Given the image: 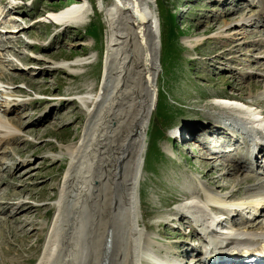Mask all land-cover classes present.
Returning a JSON list of instances; mask_svg holds the SVG:
<instances>
[{
    "label": "rangeland",
    "instance_id": "1",
    "mask_svg": "<svg viewBox=\"0 0 264 264\" xmlns=\"http://www.w3.org/2000/svg\"><path fill=\"white\" fill-rule=\"evenodd\" d=\"M233 1H151L150 7L160 32L161 49L157 81L156 85H152L153 88L156 86V91L145 136L143 166L137 173L139 177L137 175L133 193L137 203L136 213L135 206L133 208V221L137 222L135 229L140 235L137 264H149L146 260L154 259L156 255L167 262L176 258L179 263L177 252L183 247H178V244L183 236L187 240L190 236L188 229L177 230L176 220L170 222V218L177 217V209H183V204L191 202L189 198L192 194V201L207 207L205 210L210 213H213L209 211L210 204L248 209L245 203L243 206V199L246 203L250 202V193H246L250 185H254L255 191L252 192H261L264 197V185H261L264 183V171L261 172V169L256 173L250 172L242 164L241 175L223 177L226 169L215 167V162L210 161L207 154L195 156L196 152L194 155L187 152L184 145L171 141L167 136L171 127L184 129L187 125L195 124V127L201 122L200 118L189 121V115L198 117L202 113L214 116L227 113L235 117V112H238L247 117L244 104L239 100L241 97L254 100V111H260L259 115L264 112L261 102L264 99V82L258 83L264 79V25L261 22L264 19V0H249L257 5L245 8V0H239L238 5H232ZM243 1L246 3L243 4ZM12 2L23 5L16 10L25 23L24 29L19 30L24 42L19 38L15 44L7 42L1 46L0 79L10 86L9 91L17 86L14 91L24 95L11 100L15 105H12L6 120L2 110L8 101L3 96L9 94L0 93L2 122L10 126L9 119L22 121L19 130L10 134L14 137L6 136L7 145L2 144L5 135L0 133V177H5L7 183L0 181V233H3V238L0 237V264H36L52 234L58 216L55 211L60 201L57 200L61 198L59 192L62 193L64 188L68 168L73 162L75 166L82 162L84 169L81 171L86 172L82 175L89 176L85 180L89 183L95 173L98 159L95 146L101 140L105 127L103 106L99 108L98 97L104 89L102 74L109 65L107 56L112 54V26L106 9L112 0H6L7 4L0 0V7L13 6ZM78 5L87 13L84 23L62 27L60 35L55 36L58 28L52 27L54 20L51 14ZM226 6L230 7L228 12L225 11ZM141 31L140 28L131 34L126 30L123 37L127 68L121 82L128 84L129 94L135 93V97L140 94L144 78L141 63L147 58V43L141 39ZM12 34L17 40V35ZM4 37L2 33L1 38ZM52 37L55 44L48 45ZM43 47L41 51L39 48ZM37 58L41 59L40 63ZM223 93L234 96L230 100L236 98L239 101L231 100V103H236L227 106L235 112L224 111L214 104L230 105L227 103L229 98L212 97ZM50 96L54 100H45ZM134 108L133 104L130 105L128 116L135 113ZM127 122L120 121L114 132L115 139L120 138V134L127 135L122 129ZM9 126L5 127L8 132L12 128ZM117 143L118 140L114 144ZM236 162L238 160H226L228 164ZM7 166L13 167L12 171H6ZM203 183L209 186L205 193L202 188L207 186L200 185ZM219 185L228 189L223 192ZM103 187L105 194L99 197L100 210L104 211H101V220L106 215L109 200H112L110 182ZM9 191L20 192L12 202L5 195ZM201 192L204 200H201ZM85 194L87 202H90L94 192L89 189ZM229 194L240 199L227 202L225 197H221ZM207 197H215L223 203L211 202ZM5 200L14 207L21 203L33 206L34 211L27 216L20 211L2 212V201ZM89 209L88 206L85 211L90 212ZM215 213L219 214V210L215 209ZM17 216L22 220H18ZM25 217L29 225L22 227ZM242 217L245 215H239L238 219ZM244 220L251 224L242 225L245 231H249L243 235L264 233V211L254 220L247 221L246 217ZM181 226L178 223V227ZM225 229L229 230L228 227ZM196 242L192 240V244ZM145 253L153 256L149 258ZM196 260L199 262V259ZM186 261L191 260L186 258Z\"/></svg>",
    "mask_w": 264,
    "mask_h": 264
},
{
    "label": "bare ground",
    "instance_id": "2",
    "mask_svg": "<svg viewBox=\"0 0 264 264\" xmlns=\"http://www.w3.org/2000/svg\"><path fill=\"white\" fill-rule=\"evenodd\" d=\"M151 1L153 0H112V2L109 4V7L106 8L107 17H110L111 26H112L111 39H110V43H111L110 48L112 50L111 51L112 54L110 56H107V58H109V65L106 66V72H103L102 74V80H103L102 82L104 89L100 97H98V101H100L99 108L103 106L102 110L104 112L103 113L104 115L102 116H104L105 127L102 133L103 135L101 137V140L95 146V151H97L98 153V159L95 165V173L92 175V179L90 178L91 183H89L85 181L86 179H88L89 176L86 175L83 176L84 173L86 174V172L81 171V169H84L82 162H80L76 166L73 164L74 163L73 162L72 166L68 168V172L65 175V179H64L65 180L63 185L64 188L62 190V193L59 192V195L61 194L60 195L61 198L57 200L60 201L55 211V213L58 214V216L54 222L52 228V234L49 237L47 244L45 242L44 248L45 247L46 248L43 252V255L36 264H137L138 256H140L138 255L139 252L138 249L140 246L139 243L140 235L138 233L139 231L135 229L137 222L133 221V208L135 206V213H136L137 203H136V199H134L133 197L132 184H133V180L137 178L138 175L137 173L139 169L142 170V166H143V159L146 150L145 136L147 133V125L149 123V119L153 109L154 96L156 91V86L153 88L152 85L153 84L156 85L157 73H158L157 68L158 65H160V49H161L160 32L157 30V23H156L157 18L154 16L153 10L150 7ZM238 1L239 0H234L232 5H238ZM245 1L248 2L247 0ZM245 1H243V4L246 3ZM246 6L247 5H245L244 8ZM227 8L230 9V7L226 6L225 9L226 12L229 11ZM16 9L18 8H13V11L17 12ZM86 15L87 13L83 9V7L78 5L74 7L60 9L54 14L52 13L51 18L52 20H54L53 22L60 23L59 27L62 28L69 25H76V26L81 25L82 23H84L85 19L87 18ZM261 22L264 25V19ZM140 28L142 29V31L140 32L139 35H141V39L146 40L147 43V58L143 61V63H141V65L143 64L142 71L144 72V76H143L144 78H143L140 94L137 97H135V93L129 94L128 84L127 83L125 84V82L124 83L121 82L124 69L127 68V64L125 63L126 51L124 48L123 37L125 36L124 33L126 32V30H128L129 33L133 34L134 31ZM9 33H14V32L9 31ZM37 62L40 63L41 59L39 60V58H37ZM20 78L26 80V78L23 76H21ZM262 82H264V79L259 81L258 83H262ZM217 96L218 95H215L214 97L218 98ZM50 97H47L46 99H49ZM6 98L5 100L7 101ZM62 99L65 100V98ZM239 100L240 103L242 102V104H244L245 107L244 112L248 114L247 117H244L240 113L235 112L233 109L227 107V106L231 107V104L233 105L236 102L231 103V100L228 102L221 101L222 103L223 102L230 103V105L228 104L226 106L223 105L224 103L222 105H220L221 103L220 104L214 103L217 106H221L223 109H227V110H231L232 112H235L237 115L235 117H232L230 114L227 113H222V114L217 113V115H215L216 117L226 119L231 123L232 125L231 129L230 128L228 129V127H221V130H218L220 128V125L216 123L212 117L205 125V127L199 130V133L201 135L200 137L204 136V138L207 137L209 139H212L213 136L217 135L222 137L224 141L230 143H237L234 137L236 132L233 129L234 120L237 118L239 119V122H243L241 125H244L245 123H250V126L245 125L244 127L245 128L249 127L248 129L250 131L256 132V134L261 139L264 138V132L257 131L258 129H262L264 131V118H263L264 115L261 118L263 112H261V115H259L260 111L259 113L254 111L256 110L254 100L248 98L244 99L242 97L239 98ZM261 102L264 104V99ZM132 104L135 107L134 108L135 113H133L132 116H128V109ZM11 107L8 108L4 107L3 108L4 113L7 114L10 113L12 109ZM50 109L51 108H49L48 110ZM238 109L240 110V108ZM102 110H100V112ZM124 111L126 112L123 113ZM120 121L122 122L128 121L126 125H122L123 126L122 129L127 132V135L123 136L120 134V138L115 139L114 132L117 126L120 125ZM9 122L11 123L10 126L9 124L6 125L7 127L9 126L12 128H10L9 129L10 131L8 132V129H5L6 127L5 123H3L2 120L0 119V126H2V128H4L6 132H8V134L6 135V136L9 135L8 137L11 136L10 134H12L14 130L16 129L19 130L20 126L22 125V121L20 119L13 121L12 119H9ZM183 124L179 126H182ZM201 124L202 121L199 122L198 125H196L195 127H194L195 124H193V125L185 126L184 129L180 128L183 136L182 140L184 142H188V140H190V135L192 136L193 134H195L197 128L200 127ZM175 129L176 128H174V130ZM174 130L170 134L174 133ZM11 137H14V135ZM117 140L118 143L114 144ZM222 144L223 143H221V145ZM193 148L199 149V147L197 146L195 147V145H193ZM254 148L257 151L256 157L261 152H264L263 146L260 142H256ZM21 152H23V150ZM187 152L191 153L188 149ZM216 153L217 152L211 153L209 150L204 149L201 152H198L197 155L199 157L207 154V157H209L208 159H210V161L215 162L216 164L215 167L222 166L223 168H225L226 171L223 173V177L224 176L235 177V174L241 175L243 173L242 169H244V166H246V168L249 169L248 165H245L248 164V161L250 159L249 155L242 158L240 157V160L238 159V162H236L235 164L233 163L228 164L226 163V160L224 158H221L220 156L216 155ZM256 157H253L255 158V160H252V162L255 161L253 163L255 168L252 169L253 170L252 172L255 173L256 171L260 169L262 170L263 168L262 162H260L258 157H257L258 160H256ZM75 158L73 157V159ZM242 164H244V166ZM10 169H13V167H8L6 171L8 172L12 171ZM4 171L5 170H3V172ZM5 180H6L5 177H0L1 182H5ZM108 182H110L111 185L110 192H111L112 200H109V204L106 207V215L104 216V219L101 220L102 218L101 211L102 213L104 211L100 210L101 203L99 197L102 194H105L102 190L104 188L103 186ZM263 184L264 183H262L261 185ZM200 185L205 186L206 183ZM207 188H209V186L203 187L202 191H204L205 193L207 191ZM220 188L225 189L226 186H220ZM89 189H91V191L94 192V196L90 202H87L86 200L87 195L85 194V192H88ZM210 192L213 193L212 190H210ZM19 193H16V191L15 192L9 191L6 192L5 195L11 201L13 200V198L15 199V196H19ZM226 196H230V197L232 196L230 194L221 196V197H225L226 201L228 202L231 198L227 199ZM193 197L194 196L192 194L189 198L191 202L188 203V205L183 204L182 205L183 209L178 208V210H185L188 212L195 208H198L199 207L198 204L195 201H192ZM202 198L203 199L201 200H204L205 196L203 195ZM207 200L214 203H223L222 201H220L215 197H210ZM262 200L263 199H259L255 202V204H257L256 205L257 207H261L260 204L261 202L259 203V201ZM83 202H86L84 206H83ZM2 203L4 204V208L3 210H1L2 212L7 211L9 213L10 212L17 213L20 211L25 213L24 216H27L28 214L31 215V213L34 211L33 206H28L26 204L24 205V203L17 204L15 205V207L6 200L2 201ZM250 203L251 202L246 203V206L249 208L251 205ZM88 206L90 208L89 209L90 212L85 211L88 208ZM224 207H227V205H224ZM205 208L206 210L208 209L207 207H203L202 211L206 212ZM57 210L59 213H57ZM207 213L212 216L211 219L213 218L220 220V222L218 223V227L220 228L225 229L226 226L223 225L226 223L228 224L230 223L231 218H228L227 219L228 221L227 220L224 221L223 215H217L216 213H210V212ZM241 213L246 214L245 217H249V218H251L250 216L252 214L254 215L256 214L255 211H251V210L249 211L242 210ZM247 213L249 214V216H247ZM85 214L87 215L85 216ZM254 218L255 217L253 216V219ZM17 219L22 220L20 219V216H17ZM235 219L236 217L232 214V220ZM247 219L248 218H246V220ZM181 222L184 221L181 220ZM188 223L190 222L188 221ZM26 225H29V223L25 217L23 219L22 227H26ZM238 234L243 235L244 232H239ZM249 236L261 237L264 236V233H252ZM0 237L3 238L2 232L0 233ZM192 237H195V234H193ZM234 242L237 241L235 240ZM181 246L182 244L180 243L178 247ZM187 248L189 249L188 246ZM191 249L194 250L193 247ZM143 252L146 251L143 250ZM150 253L153 254L152 252L149 251V254ZM177 253L178 255L183 257H186V255H188V252H185L183 250H179ZM223 255H225L226 257L231 256V255H226L225 253H223ZM146 256L150 258L153 255L146 254ZM144 259H146V257H144ZM150 259H147L148 263L150 262L152 264H170L169 262L162 259H157L156 257L154 259L153 258ZM196 259H198L197 256L194 257L193 264L199 263L196 262L197 261ZM234 264H238V262L235 261Z\"/></svg>",
    "mask_w": 264,
    "mask_h": 264
},
{
    "label": "water",
    "instance_id": "3",
    "mask_svg": "<svg viewBox=\"0 0 264 264\" xmlns=\"http://www.w3.org/2000/svg\"><path fill=\"white\" fill-rule=\"evenodd\" d=\"M131 170H132V168H131ZM131 170H130V171H131ZM130 171H129V172H130ZM136 179H137V178H136ZM136 179L133 180V184H132L133 186H134V183H135V180H136ZM119 184H120V183H119Z\"/></svg>",
    "mask_w": 264,
    "mask_h": 264
}]
</instances>
